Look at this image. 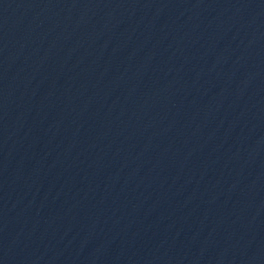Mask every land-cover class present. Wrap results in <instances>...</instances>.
Returning <instances> with one entry per match:
<instances>
[{
    "label": "water",
    "instance_id": "95a60500",
    "mask_svg": "<svg viewBox=\"0 0 264 264\" xmlns=\"http://www.w3.org/2000/svg\"><path fill=\"white\" fill-rule=\"evenodd\" d=\"M0 264H264V0H0Z\"/></svg>",
    "mask_w": 264,
    "mask_h": 264
}]
</instances>
